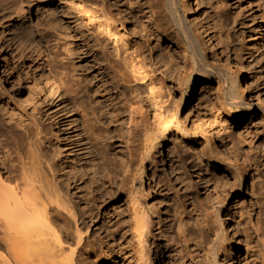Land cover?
Returning <instances> with one entry per match:
<instances>
[{
    "label": "rangeland",
    "instance_id": "rangeland-1",
    "mask_svg": "<svg viewBox=\"0 0 264 264\" xmlns=\"http://www.w3.org/2000/svg\"><path fill=\"white\" fill-rule=\"evenodd\" d=\"M10 1L0 0V9ZM120 1L128 18L120 30L137 49L136 64L140 71L148 73L147 78L137 81L141 90L139 98L151 119L154 117L153 106L171 121L165 142L147 154L135 151L134 167L139 165L137 162L142 163L144 173L135 170L136 178L132 184L130 177L126 180L130 171H125L123 166L122 148L127 145L123 138L124 120L127 119L132 94L125 93L123 89L120 93L112 74L107 71L104 72L105 77L96 75L98 68L90 66L82 53L86 36L77 13L71 20L60 24L53 36L56 40V79L67 101L54 97L48 104L46 92L35 88L38 103H41L39 106L45 108L48 105L53 109L63 108L72 95H85V89H89L98 96L105 116L111 119L110 132L101 141L90 133L89 128L82 129L84 117L80 118L75 109V117L83 123L73 130L79 141L77 154L86 165L96 164V170L101 169L104 162L110 173L107 188L112 187L113 190L102 198V205L96 207L98 217L93 228L97 229L98 240L101 239L103 244L99 252L110 254L113 264H141L136 256L137 238L131 224L132 198L137 195L161 216L165 228L173 231L176 241H180V237L174 213L179 208L203 251L214 255V246H217L220 255H231L230 264H264V160L260 151L264 144V110L259 107L264 106V0H197L193 10L186 12L197 28L209 62L230 67L233 71L242 70V93L257 106L246 120L238 124L218 98L223 83L219 77H200L192 95H187L184 74L186 66H189V51L186 41L171 27L168 17L162 13L159 18L145 16V7L140 0ZM168 1L162 0L166 4ZM64 3V0H32V18L36 20L41 5L51 6L56 14L63 16L68 9ZM108 4L116 13L115 5ZM179 54L185 55L182 60L185 67L178 65ZM7 56L8 53L0 48V93H3V100L9 106L32 109L33 105L26 103L23 93L34 82L18 67H7ZM161 58L171 68L168 73L159 68ZM120 66L129 71L124 63ZM149 76L153 80L148 83ZM200 85L204 86L201 93ZM183 103L185 106L179 115V104ZM252 115L254 118L250 120ZM73 118L71 115V120ZM208 122L212 124V130L206 127ZM227 139L236 142V153L227 151L223 144ZM137 144L133 142L131 146ZM168 148L175 158L173 164ZM247 152L251 157H257L259 172L258 175L253 174L251 167L246 178L241 179L239 168ZM197 154L201 155V161L196 158ZM178 165L182 168L178 169ZM91 194L94 201L99 202L95 192ZM219 209L229 214L232 225L245 227L250 233L247 242L240 237L239 243H233V235H219L222 232ZM192 217L196 226L188 221ZM257 225L262 229V236L256 232ZM215 228L219 234L215 233ZM159 248L162 263L154 253V264H175V246L171 243L166 245L165 239H161ZM183 252H186L185 248Z\"/></svg>",
    "mask_w": 264,
    "mask_h": 264
},
{
    "label": "bare ground",
    "instance_id": "bare-ground-1",
    "mask_svg": "<svg viewBox=\"0 0 264 264\" xmlns=\"http://www.w3.org/2000/svg\"><path fill=\"white\" fill-rule=\"evenodd\" d=\"M64 1V7L68 9L63 16L56 14L51 6L41 5L36 20L32 18L30 10L32 0H11L6 7L0 9V48L9 55L7 67H18L24 76L34 82L23 93L26 103L33 105L32 109L9 106L3 100V93H0V264L114 263L110 254L99 252V247L103 244L101 239L98 240L97 229L93 228L98 217L96 207L102 205V198L113 192L112 187L107 188L110 173L104 162L99 164L102 168L96 170V164L88 166L82 161L77 154L79 141L73 134V130L82 123L80 118L84 117L82 129L89 128L96 139L103 141L110 132L111 119L108 115L105 116L102 110L104 106L98 96L89 89H85V95L73 93L61 109H53L48 105L45 108L39 106L41 103H38V93L35 90L40 88L46 92L48 104L54 97L67 101L55 72L56 40L53 36L60 24L71 20L77 13L86 36L82 53L90 66L98 68L96 75L105 77L104 72L107 71L112 74L120 93L123 89L126 90L125 93L132 94L127 119L124 120L126 125L123 138L127 145L122 148L124 169L130 171L126 180L129 177L131 183L135 180V170L140 174L144 173L142 163L137 162L139 165L134 167L135 151L150 153L165 142L166 132L171 125L169 117L153 106L154 117L151 119L139 98L141 90L137 81L147 78L148 73L140 71L136 64L137 49L120 30L124 20H128L127 13L121 8V1ZM196 1L169 0L166 4L162 0H140V4L145 7V16L159 18L161 13L166 15L171 27L186 41L189 51V66H186L184 74L187 95H192L200 77H219L223 83L218 98L238 124L246 120L257 105L242 93V70L233 71L230 67L211 63L207 59L197 28L186 13L193 10ZM108 3L113 7L115 5L116 13H113ZM183 58L185 55L179 54L178 65L181 67H185ZM122 63L129 71L122 69ZM159 68L166 73L171 70L163 58L160 59ZM148 79V83L153 80L151 76ZM200 89L201 93L204 86L200 85ZM179 105L177 114L181 115L185 104ZM259 107L264 110V106ZM75 109L80 118L75 117ZM71 115L74 116L73 120ZM253 118L254 115L250 120ZM206 127L212 130L210 122ZM133 142L138 144L131 146ZM223 144L229 152L236 153L238 150L232 139L223 140ZM260 151L264 160V144ZM168 153H171L170 148ZM196 158L198 161L202 160L200 154ZM170 159L171 164L175 163L173 156ZM209 162L210 160L206 165ZM190 163L196 166L195 163ZM251 167L253 174L258 175V159L247 152L239 168L241 179L246 178ZM181 168L178 165V169ZM183 173L184 171L181 175ZM152 177L154 178V174ZM92 191L99 202L94 201ZM132 201L134 208L131 211V224L134 237L137 238L136 256L141 264H154V253L162 263V251L159 248L161 239H165L166 245L171 243L175 246V264L232 262L228 253H217V246H214V255L203 251L179 208L174 213L177 235L180 237V241H176L173 231L165 228V222L158 213L151 210L147 201L144 202L137 195L133 196ZM194 219L192 217L188 221L194 224ZM218 219L222 232L219 234L218 228H215L216 234L233 235V243H239L240 237L247 242L250 233L245 227L232 225L229 214H224L219 209ZM256 232L262 236V229L258 225ZM106 242L110 243L109 240ZM184 248L186 252H183Z\"/></svg>",
    "mask_w": 264,
    "mask_h": 264
}]
</instances>
